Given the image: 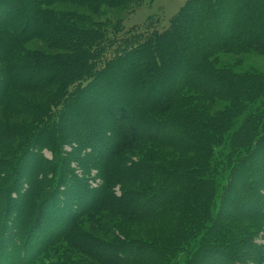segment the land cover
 <instances>
[{"label": "trees", "instance_id": "trees-1", "mask_svg": "<svg viewBox=\"0 0 264 264\" xmlns=\"http://www.w3.org/2000/svg\"><path fill=\"white\" fill-rule=\"evenodd\" d=\"M99 1L108 5H116L123 0H82V3L86 4L89 2L94 4ZM238 1L245 6L246 12L250 13V18H247L245 11L235 10L234 12L238 17L237 23H235V28L229 30L226 34L223 30L220 17L225 14V9L227 7L222 5L221 8L216 7L205 11L206 9L202 7V0H189L184 7L185 10L182 9L183 12H180L172 19L169 29L161 34H159V32H153L144 35L141 33H134V30H131L123 36L109 35L106 29L102 28L104 25L102 22L94 23L89 21L87 23L83 21L85 19L89 20L85 15L79 16L83 18L82 23H79L82 24V27H79V24L71 20L68 15H64L65 19H58L56 22L57 24H50L47 17H45L47 14L39 7L42 1L38 2V0H36L34 2L35 5L32 10L34 16L33 24L41 23V20L45 18V21L47 20L45 25L49 36H52V38L57 37L58 39L56 42L59 46L70 43L73 49L69 47L67 48L70 49L68 54L65 52L60 53L50 59L42 60V55L37 64L35 62L29 66L23 64L22 66L25 65L26 70H28L26 77L32 75L33 69L37 70L36 76H30L36 79L30 80V78H23V81H21L22 78H19V84H15L19 85V89L35 91L37 89H45L43 87L53 85L59 81L57 84L59 90L54 89L57 90L58 94L55 97V101H53L57 104H60L58 102L60 100H66V102L61 103L63 108L60 116H58L59 120L46 118V122H41L40 125H38L39 129L41 128L43 131L39 133L37 140L34 139L35 134L31 140H28L30 138H25L23 141V149L26 148L22 154L24 159L32 157L36 162H40L39 166L37 165L34 169V177H32L25 168L22 173L19 172V169L7 168V161H9V159L6 161L7 163L5 162L0 168V264H44L42 262V256L45 250L41 251V249L43 250L44 248V242L42 241L41 243L37 235L33 234L34 230H39L40 227V221L39 225L35 222L38 210L42 209V206L45 204L47 214H50L49 206H54L55 203H57L59 207L56 211L61 219L65 220V223L61 220V224L58 227L61 229L60 233H62L67 228V225L76 221L75 218L78 216L80 210L89 209L90 206L92 207L94 199L90 204H85L86 196L82 198L83 195L91 196L99 190V188L90 186L89 183L85 182V179L80 178L74 171V176L72 180L70 179V184L73 183L74 185H70L71 188L69 189V183H66V173L64 174V172H67L69 176V171L73 170L69 163L71 154L67 152L63 157L61 155L62 148L53 144L54 138L48 139L47 143L45 142L43 145L44 142L41 140L43 138L44 140L45 138L47 139V131H51L50 128L53 129L55 122L60 123L63 114L68 110L67 108L71 105L74 106L75 103L73 102H77L79 98L84 99L83 96L85 95L83 94L87 93L89 90V92H91V90L93 91L96 84H109L107 81H99L101 78L104 80L103 77L107 75H113L120 79L112 76L113 79L117 80L109 86L112 93H110L108 97H104L97 90L87 97L92 98L94 95L91 99L93 106L97 105L99 99L104 100L103 106H105V109L108 111H111L113 107H115L116 110L121 108L118 104L119 100L114 96L123 97L125 92H127L125 88L133 82V78L138 76V72L137 70H133L122 80V78H120V69L131 64L132 59H134L136 55L149 51L150 56H147L148 58L150 57L149 62H145L144 64L140 63L139 66H141L140 69L144 68L145 70L153 72V74L159 69H162L163 61L167 62V59L169 64L184 68L187 61L185 59L176 60L175 57L173 58L172 56L168 58V53L164 52L165 47L161 46L163 45L161 42H163V38L176 32L178 24L180 25V19L185 20V18H188L189 15H187L186 11L190 10V7H200V16L208 19L209 25L207 26L212 28V32L216 36V39L221 40L218 43H211L208 41L209 38H207V42L209 43L197 49L199 57L196 56L198 58L193 61L192 72L189 71L187 78L182 77V75L180 76L179 84L174 91L169 93L170 97L167 99L166 104H161L158 108V103H160L159 99L155 100L153 103L147 104L150 100V96L149 93L146 92V89H144L143 91L146 94L143 99L133 101L132 108L122 107L121 110L123 112H121L122 115L119 120H128L138 117L142 124H144L143 126L146 127H143V130H141L142 133H140L136 124L130 125V123H127V126L121 125L122 129L125 131L121 133V136L119 135L120 144L117 146L116 153L112 159L122 154V157L124 156L128 160L130 157L127 153L131 152L133 149H147L150 142L156 146L176 149L186 154V156L176 159H165L164 161L158 160L155 165H146L149 173H143L142 171L138 172V168H135L133 163H130V167L121 164L120 166L122 168L119 169H112L109 162L104 163L105 170L103 169V171L106 184H109V186L120 184L122 191L119 195H115V193L113 195L104 193L103 200H99L95 209H92L94 211L87 214V217L91 220L93 216L98 215L101 211H108L126 220L137 221H142L154 215V217H160V224L164 228L163 233L158 236L157 239H154L153 243L157 242L154 245L148 244V242L145 241L129 239L115 241L111 246L107 242L110 248L113 249V253L107 256L109 258L103 257L102 251L95 250L96 246H98L96 245L98 241L93 240L88 234H78V224L72 226L65 235H60L58 236L59 238L52 240L50 245L66 242V245H70L75 250L77 249L82 253L89 252L88 255H91L103 264H174L177 257L181 254V251H185L192 242L195 241L198 234L205 231L203 233H205V237L208 239L211 233L210 230L215 228L216 223L214 218L219 213H216V216L213 215L214 217L212 216V207L214 205V197L217 188L213 173L217 170L215 163L218 157L222 156L227 159H230V156L231 158L236 156L238 158V166L244 158H251V160L249 159L251 162L248 164L246 163V166L242 162L237 173L242 174V182L249 187L252 191V195H256L260 201H264V138L263 144L259 145L260 147H255L252 144L253 151L251 155L248 152V144L246 143V141H249L248 125L251 121L257 119L260 125L254 127L253 129L255 130L258 128L262 129L264 125V79L259 82L251 81L249 83L246 76L235 78V80H238L237 84L239 86L245 85V87L244 91L240 93L242 98L232 100L238 97L231 94V92L236 94L237 88H234L233 84L227 81V77L232 78V76L229 72L224 71L226 69H217L214 66V62L210 60L213 47L223 52H244L246 49L264 52V1L253 7L249 5L251 0ZM20 2L19 0H0V6H7L8 9L17 10L19 13ZM28 2L31 3V0ZM221 2L222 0H218L217 4L220 5ZM45 11L48 12V10ZM21 14H23L22 10ZM3 15L4 13L0 11V23L2 22V24L6 21L4 18L7 17V15ZM13 16H15V20L11 22L13 31L11 32L5 29V24L4 27L0 26V34H3L6 39H10L12 45L19 49V44L32 38L33 32L21 36H19L20 32L15 34L14 29H18L19 22L16 21L18 16L16 14ZM66 17H68V20ZM209 19L211 20L209 21ZM70 21L72 22L70 23ZM258 23L261 26L255 29ZM26 26L29 27V24H26ZM237 28L239 29L236 31L235 29ZM121 30L122 28L118 26L113 30V33L118 34ZM200 31L201 30H199V32ZM196 32L199 33L198 31ZM192 34L193 36L197 35L195 32ZM70 37L73 38V41H71ZM67 38H69L70 41ZM89 42H91V44L94 42H101V44L119 43V46H117L116 53L112 57H107L104 64L99 67L97 63L95 64L96 53H98V51L96 50L93 52L91 48L86 45ZM118 48H120L119 51ZM51 60H53L52 62L55 61L57 65L53 66ZM46 61H50V63ZM137 63L138 61L136 64ZM91 64H95L97 70H95L94 67V71L92 70L90 72L93 67ZM9 65L11 66L12 63H9ZM188 65L190 64L188 63ZM16 68H19V65H17ZM149 71L147 77L150 75ZM82 80H87V84L85 83L82 85V83H80L79 85V82ZM150 80L151 78L148 79V81ZM16 81L15 83H18ZM226 81L230 87L227 91L226 89L217 88L218 85H221L222 88L226 87L224 84ZM150 82V86H157V81L151 84ZM0 90V105H7L9 102V89L5 87L3 90ZM192 90L202 92V94L209 99L220 97L230 99L232 114L235 110H240L238 113L246 109L251 111H249L246 118L242 120L238 129L233 131L230 126L231 111L226 112L225 110L223 113L216 115L203 113L202 110L194 104L199 94L192 93ZM172 92H174L173 95ZM186 92L187 94H185ZM258 92L259 94L256 96H262L261 98L263 99L261 102L258 101L259 98L255 99V101L252 100V94ZM114 93L116 94L114 95ZM245 94H249L251 99H246ZM13 101H19V96L15 94ZM116 101L118 103H116ZM64 106L67 108L64 109ZM253 107L254 109L252 110ZM155 109H157V112L154 114ZM38 110L41 111V108H38ZM159 116L163 118H157ZM164 117L172 121H167V124H165V121L162 120ZM179 118L187 119L185 127L181 123L182 126L175 123ZM79 121L84 129L85 136L89 140L94 139V144L99 141V144H102L101 137L98 138L101 135L98 133V130L93 128L95 127L98 129V127L94 125V121L86 118L79 119ZM172 125H175L177 129L183 127V129L191 128L193 131V141L187 137L188 132H185L184 136L173 133V131H171L168 136L149 132L151 129H157L159 131H161L162 128L170 129ZM55 129L61 130L59 128ZM2 130L3 129L0 130V137L8 132ZM100 131L102 132L103 130L100 129ZM54 132H57L56 135H60L61 137L60 131L54 130ZM102 133L106 134L104 132ZM237 134H241V136L237 137ZM17 137H19V134ZM254 140L256 141V139L253 138V143L255 142ZM18 144L19 143L15 144V147H17ZM105 145L103 144L101 147ZM42 147H44V149L41 150L40 148ZM228 147L230 148V152L223 154L221 151ZM36 149H40L38 153H36ZM44 150H48L51 156L47 157ZM18 152L19 148L16 154H18ZM258 159H262L263 162ZM139 164L140 163H138V165ZM188 174L195 177L192 179L194 181L193 183L188 182ZM38 175L40 176L39 181H37ZM152 176L156 178L160 177L161 179L159 185L162 187L159 190L160 194L157 195L160 196L164 189L168 188V194L170 193L168 196L171 195V197L167 195L165 197L161 196L159 200L157 199L158 201L156 200V204V201L153 204H149V207H152L154 204L157 207L148 211L137 206L139 201L133 199L132 195L134 193L127 189V183H133L134 181L140 183ZM238 178L239 176L235 178L236 181L239 180ZM184 180L186 183L182 184ZM168 181L173 182L174 185L169 184ZM33 182L38 185L36 187L34 185L32 186ZM67 194L69 195L66 196ZM140 195L143 196L142 193H139V196ZM27 197L28 200L25 202L26 207L21 209L19 204ZM146 197L147 195H144V198ZM97 198L98 196L95 198V202ZM68 199L72 200V203L70 202L71 204L67 201ZM236 201L238 207H240L239 204L244 203H241L238 199H236ZM133 202H136L137 205H133ZM260 204L261 206L259 207L258 205V208L254 210H247V207L243 208L245 209L243 211L248 213L243 216L245 218H250L252 221L264 222V204L262 202H260ZM168 207H171V210H169ZM42 211L44 212V210ZM22 214H24V216ZM22 218H24L23 223L20 224ZM37 218L41 219V215ZM44 218L46 219V216ZM73 219L75 220L72 222ZM60 233L58 231L57 235ZM50 237L52 238L53 236L50 235L44 240L46 241L50 239ZM210 242L211 244H209L208 248L206 247L207 249H205L202 257H198L197 254L200 253L206 244L199 249L200 251L198 249V251H195L198 252L196 254L197 258H194V260L190 258L188 262L191 263L193 261L192 264H196L199 261L200 264H216L215 257L213 256L219 251L228 248L229 250H226L225 253L228 257L226 259L227 264H246L244 262L247 261L244 256L245 253H242L246 252L245 250H236L232 244L230 247V244L222 241L219 236ZM241 244L245 245L247 242H241ZM259 248L261 251H264V245H259ZM56 249H54V251ZM132 250L136 253L133 254ZM216 250L218 251L216 252ZM52 262L53 264H66V260L63 257Z\"/></svg>", "mask_w": 264, "mask_h": 264}, {"label": "rangeland", "instance_id": "rangeland-1", "mask_svg": "<svg viewBox=\"0 0 264 264\" xmlns=\"http://www.w3.org/2000/svg\"><path fill=\"white\" fill-rule=\"evenodd\" d=\"M19 1H21L19 3V13L17 10L8 9L7 6H0V11H2L5 16L7 15V17L4 18L6 20L4 21L5 23L2 24L1 22L0 26L4 27V25L6 24L5 29L12 32L13 25L11 24V22L15 20V16L13 15L16 14L18 16V18H16V21L19 22V27L16 30L14 29V33L18 34L20 32L19 36H21L33 32L32 38H29L27 41L21 42L19 44V49L15 48L12 45V41L10 39H6L3 34H0V89L3 90L6 87V89H9L10 93L8 95L9 102L7 103V105H0V130L3 129L2 131L4 132L8 131L0 137V168L9 159V161H7V168H15V170L19 169V172L21 173L25 168V170L27 169L29 171V174L34 177V169L37 165L39 166L40 162H36V160H33L32 157L24 159L22 154L24 153L26 148L23 149V141L25 140V138H30L28 140H31L35 134L36 135L34 136V139L37 140L39 133L43 131L41 130V128L39 129L38 125H40L41 122H46V118L59 120L58 116H60L63 108V105L61 103H65L66 100L58 101L60 104H57L56 102L54 103L55 97L58 94L57 90L54 89H58L57 84L59 83V81H57L53 85H47L46 87H43L45 89H37L38 91H30L27 89L22 90L19 89V85L15 84H19V78H22L21 81H23V78H30V80L36 79L30 76H36L37 70L33 69L32 75H28L26 77V73L28 72V70H26L25 65L22 66L23 64H26V66H29L30 64L32 65L34 64V62L37 64L40 61V56L42 55V60H44L50 59L51 57L53 58L60 53L65 52L68 54L70 52V49H73V47H71L70 43H68L67 45L62 44V46H59V44L56 42L58 38H52V36H49L47 27L45 25V23L47 22V20L45 21V18L41 20V23L33 24L34 16L32 10L34 9V2L36 0H31V3L28 2L29 0ZM40 1H42V3L39 4V7L47 15H49H45V17H47L50 24L56 23L58 19H65L64 15H68L71 20L79 24L80 22L82 23L83 20V18L79 16L85 15L89 20L85 19L83 21L87 23L89 21L94 23L102 22L104 23L102 28L106 29L109 35L113 34L118 36H123L131 30H134V33H141L144 35L153 32H159V34H161L165 30L169 29L172 19L180 12H183L182 9L185 10L184 7L189 2V0H123L119 4L108 5L106 3H101L102 1L94 4L89 2L83 4L82 0H38V2ZM217 1L218 0H202V7L206 9L205 11L214 9L216 7L221 8L222 5L227 7L225 9V14L220 17L223 24V30L226 34L229 32V30H233V28H235V23H237L238 17L234 11L236 10L246 12V9L245 6H243V4L238 0H222L220 5L217 4ZM263 1L264 0H251V3L249 5L250 7H253L256 4H260L261 2L263 3ZM20 9L23 11L24 15L21 14ZM45 10H48V12ZM200 10L201 9L200 7L198 8V6L190 7V10L186 11L187 15H189L188 18H185V20L180 19V25L178 24V29L176 30V32L168 37L163 38V42H161L163 44L161 46L165 47L164 52L168 53V58L172 56L173 58L175 57L176 60L185 59L187 61V64L184 68H182L181 66L169 64L167 59V62L163 61L162 69H159L153 74V72L145 70L144 68L140 69L141 66H139L140 63L144 64L145 62H149L150 57H147L148 55L150 56L149 51H145L140 55H136V57L132 59L131 64H128L123 69H120V78H122V80L125 79L126 76H128L133 70H137L138 72V76L133 78V82L127 88H125V90L127 91L125 92V95L123 97L114 96L117 100H119V103L117 101L116 103H118L121 108L116 110V108L113 107L111 111H108L105 109V106H103L104 100L99 99L97 105L93 106L91 99L94 97V95L92 98L87 97L97 90L104 97H108L110 93H112V90L109 86L115 83L117 80L112 78L113 75L104 76V80H102L101 78V80L99 81H107L109 84L106 83V85H104L103 83L98 82L99 84L95 85L93 91L91 90V92H89V90L87 93L83 94L85 95L83 96L84 99L79 98L77 102L72 101L73 103H75L74 106L71 105V103V106H69L68 108L64 106V109L67 108L68 110L63 114L61 122H55L53 125V129L50 128L52 132L47 131V139L45 138L44 140L43 138L41 140L44 142V145L45 142L47 143L48 139L54 138V143H51L62 148L61 155L63 157L67 152L71 154L69 163L71 169L73 170L69 171V176L67 172H64V174L66 173V183H69V189L71 188L70 185L73 184H70V181L72 180L74 173H77L80 178L85 179V182L89 183L90 186L99 188L98 192L91 196L83 195L82 198H85L84 196H86L85 204H90L94 199L92 207L90 206L91 209L89 207V209L80 210L78 216L75 218L76 221L67 225V228L65 227L66 229L62 233H60L61 229H59L58 227L61 224V220L64 221V223L65 220L61 219L56 211L59 207L57 206V203H55L54 206H49L50 214H47L45 204L42 206V209L38 210L37 217L41 215V219L35 217V222H37L39 225L40 221V227L39 230H34L33 234L37 235L41 243L42 241L44 242V248L43 250L41 249V251L45 250L42 256V262L44 264H53L52 261L55 262L62 257L66 260V264H103L100 261H97L91 255H88L89 252L82 253L77 249L75 250L70 245H66V242H59L57 245H50L52 240L59 238L58 236L60 235H65L66 232L76 224H78L79 235L85 233L92 237L93 240L98 241L96 244L98 246H96L95 250L102 251L103 257L106 258H109L107 256H110V253H113V249H111L110 246L118 240H139L148 242V244L152 245L157 243H153L154 239H157L158 236H160L164 231L163 226L160 224V217L156 216L158 214L155 215L156 217H154L153 215V217L146 218L142 221L126 220L108 211H101L98 215L93 216V219L91 220L87 217V214L94 211L92 209H95L99 200H103L104 193H109L111 195H113L114 193L115 195L121 194L122 189L120 184H113L112 186L106 184L103 171V169L105 170L104 163L109 162L112 169L122 168L120 166L121 164L130 167V163H133L135 168H138V172L142 171L143 173H149L146 165H155L156 161L158 160L164 161L165 159L169 160L186 156V154L176 149L156 146L150 142L147 149H133L131 152L127 153L130 157L128 158V160L126 157H122V154L112 159L116 153L117 146L120 144L119 135L121 136V133H124L125 131L122 129L121 125L127 126V123H130V125L136 124L137 128H139L138 131L140 133H142L141 130H143V127H146L143 126L144 124H142L141 120L138 117H134L133 119L128 120H119L122 115L121 112H123L121 110L122 107L132 108L133 101L143 99L144 95L146 94L143 91L144 89H146V92H148L150 96V100L147 102V104L153 103L158 99L160 101L157 106L158 108L161 104H166L167 99H169L170 97L169 93L177 88L180 76L182 75V77L187 78L189 71L192 72L193 61L199 57V55L197 54V49H199L200 46H205L209 43L207 42V38H209L208 41H210L211 43H218L221 40L216 39V36L212 32V28L207 26L209 25L208 19L200 16ZM246 15L247 18H250L249 12H246ZM66 18L68 20V17ZM210 20L211 19H209V21ZM71 22L72 21H70V23ZM26 24H29V27H27ZM81 25L82 24H79V27H82ZM118 26L122 28V30L120 33L114 34L113 30ZM259 26L261 25L258 23V26H256L255 29H257V27ZM238 29L239 28L235 30L237 31ZM199 30L201 31L199 32ZM196 31H198L199 33H197ZM193 32H195L197 35L193 36ZM67 39L69 41L70 39L71 41H73L72 37H70V39ZM101 42H94L92 44L91 42H89L88 44H86L89 46V48H91L93 52L96 50L98 51V53H96L95 64L97 63V66L99 67L104 64V61L107 57H112L116 53L117 46H119V43L101 44ZM69 47L71 48L67 49ZM214 48L215 47L212 48L213 51L210 54V60L214 62V66L217 69L223 68V70L226 69L224 71L229 72L232 78L227 77V81H230L231 84H233V87L237 88L236 94H234V92H231V94L238 97H235L232 100L242 98L240 96V93L241 91H244L245 87V85L239 86L237 84L238 80H235V78H242L243 76H246L249 83L251 81L259 82L264 79L263 51L261 52L252 49H246V51L244 52H223L217 48ZM119 49L120 48H118V51ZM52 61L53 60H51V62ZM137 61L138 63L136 64ZM46 62L50 63V61ZM9 63H12V65L10 66ZM188 63L190 65H188ZM15 64L19 65V68H16L17 65ZM95 64H91L93 65V67L90 72L92 70L94 71ZM52 65L55 66L57 64L54 61L52 62ZM95 70H97L96 67ZM148 71L150 73L149 77H147ZM113 77L119 79L116 76ZM149 78H151V82L148 81ZM15 81L18 83H15ZM155 81H157V86L149 85V82L151 84ZM227 81L226 83L224 82L226 87L222 88L221 85H218L217 88L226 89L227 91L230 88ZM80 83H82V85L85 83L87 84V80L80 81L79 85ZM173 93L174 92H172V95ZM192 93L199 94L198 98L193 101L194 104L197 105L203 113L216 115L223 113L225 110L226 112L231 111L230 126L233 131H236V129H238L242 120L246 118L249 111H251L246 109L245 111L242 110L241 113H238L240 112V110H235L232 114L230 99L226 97L209 99L206 98L202 94V92L195 90H192ZM15 94L19 96V101H13V99L15 98ZM115 94L116 93H114V95ZM185 94H187V92ZM257 94H259V92L252 94V100L255 101V99L259 98L258 101L261 102L263 98H261L262 96L259 95L256 96ZM245 95L246 99H251V96L249 94ZM38 108H41V111H39ZM253 109L254 107L252 108V110ZM155 112H157V109H155L154 114ZM82 118L94 121V125L97 126L98 129L95 127L93 128L98 130V133L101 135L98 138L101 137L102 144H99L100 141H96L97 143L94 144V139L89 140L85 136L84 129L79 121V119ZM157 118L163 117L159 116ZM162 120L165 121V124H167V121H172L171 119L169 120L166 117H164V119ZM186 122L187 119L179 118L175 123H178L179 125L182 124L185 127V125L187 124ZM258 126L260 125L257 119H254L248 125L249 141H246V143L248 144L247 149L250 155L253 151L252 144L255 147H260L259 145L263 144L264 125L262 129H253L254 127ZM55 128H59L61 130ZM183 128L177 129L175 125H172L170 126V129L162 128L161 131L157 129H151L149 132L166 136H168L171 131L180 136H184V133L188 132L187 137L191 141H193L192 129L185 128V130ZM100 129L103 130L102 132L106 134H103ZM54 130L60 131L59 133L61 134V137L60 135H56L57 132H54ZM18 134L19 137H17ZM240 136L241 134H237V137ZM253 138L256 139V141L254 140V143L252 142ZM17 143L19 144L17 145V147H15V144ZM103 144L106 145L101 147V145ZM40 145L42 146L41 143ZM18 148L19 152L18 154H16ZM40 149L42 150L44 149V147ZM40 149H36V153H38ZM44 151L47 157L51 156V153L48 150ZM221 152L223 154H227L230 152V148L228 147ZM249 159L251 160V158L243 159L242 162L245 166L246 163L248 164L251 162ZM258 160L262 161V159ZM237 162L238 158L236 156H233L232 158L230 156V159H227L223 156L218 157V160L215 163L217 170L213 173V177L215 178L217 183V188L214 197V205L212 207V216H216V213H219L214 218L216 223L215 228L210 230L211 233L209 232L210 236L208 237V239H206L205 233H203L205 231L198 234L195 241H193L185 251H181V254L177 257L174 264H192L193 261L189 263L188 260L190 258L194 260V258H197V256L202 257L205 249H207L209 247V244H211L210 241L218 238V236L222 241L228 242L230 244V247L232 244L236 250H245L246 252L242 253H245L244 256L247 261L244 262L246 264H264V251H261L259 248V245H264V222L252 221L250 218H245L243 216L245 214H248L243 211L245 210L243 208L247 207V210H254L258 208V205L259 207L261 206L260 202L264 204V201H260L256 195L253 196L252 191L249 189V187H247V185L242 182V174L237 173L242 162L239 164V166ZM138 163L140 164L138 165ZM237 176H239V180L236 181L235 178ZM39 178L40 176L38 175L37 181H39ZM155 178L156 177L152 176L146 180L143 179L144 181H141L140 183H136L135 181L133 183H127V189L134 193L132 195L133 199L139 201L138 205L136 202H133V205H137L139 208L144 210H153L155 207H157L155 204L161 196L165 197L166 195L168 196L170 194H168L169 189L166 188L164 189L162 194L158 196L160 194L159 190L162 187L159 185L161 179L160 177L156 179ZM194 178L195 177L188 174V182L193 183L194 181L192 179ZM185 183L186 181L184 180L182 184ZM169 184H173V182H169ZM33 185L36 187L38 184H35L33 182L32 186ZM139 193H142L143 196H139ZM68 195L69 194H67L66 196ZM144 195H147V197L144 198ZM97 196L98 198L95 202V198ZM168 197H171V195ZM236 199H238L241 203H244L239 204L240 207H238L236 205ZM27 200L28 197L25 200L23 199L19 204L21 209L26 207L25 202ZM67 201L69 203H72V200L68 199ZM154 202L155 204L152 207H149V204H153ZM85 204L83 203L84 206ZM168 208L169 210H171V207ZM42 210H44L45 215ZM24 214L22 215L24 216ZM45 216L46 219L44 218ZM23 219L24 218L21 219L20 224L23 223ZM75 219H73L72 222ZM58 231L60 234L57 235ZM50 235H52L53 237H50V239L45 241L44 239H46ZM107 242L110 244V246ZM241 242H247V244L242 245ZM203 245L205 246L200 251L199 249H201ZM54 249L56 250L54 251ZM197 249L200 251L199 254H197L198 252H195ZM226 250L229 249H223L213 256L215 257L216 264H227L226 259L228 257L225 255ZM217 251L218 250H216V252ZM132 253L134 254L136 252L132 250ZM196 264H200L199 261Z\"/></svg>", "mask_w": 264, "mask_h": 264}]
</instances>
